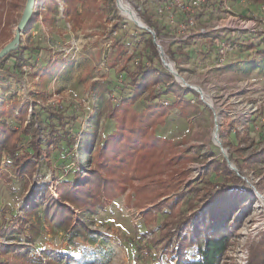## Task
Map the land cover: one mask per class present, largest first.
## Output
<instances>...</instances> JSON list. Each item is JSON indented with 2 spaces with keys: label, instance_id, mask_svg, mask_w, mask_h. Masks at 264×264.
<instances>
[{
  "label": "rangeland",
  "instance_id": "rangeland-1",
  "mask_svg": "<svg viewBox=\"0 0 264 264\" xmlns=\"http://www.w3.org/2000/svg\"><path fill=\"white\" fill-rule=\"evenodd\" d=\"M97 1L104 17L87 15L78 25L64 18L63 0H37L34 22L26 26L19 43V48L25 50L26 62L21 69L14 68L13 59L0 65V118L20 130L17 112L24 104L29 105L27 120L32 121L37 113L42 126L40 123L34 126L35 130L40 129L37 134L23 135L20 145L32 151L31 138L39 135L43 148L48 145L54 148L52 153L46 152L41 157L38 173L28 191L22 178L11 175V182H7L0 177V253L5 246L17 244L37 257L55 260L56 264H151L157 252H161V247H156L149 253L146 246L153 236L159 235V226L168 211L158 214L155 223L148 224L126 194L97 214L83 217L94 233L95 242L78 237L72 243L69 234L53 232L46 225V231L34 243H28L27 232L18 229L21 216L29 209L25 201L32 192L47 187L57 199V182L74 179L75 173L90 165L92 154L99 153L100 141L115 131L119 120L110 117L112 106L119 102L111 91L117 86V72L124 67L137 69L141 49L135 47L131 38L119 40L115 26L125 22L134 33L137 24L133 19L141 20L139 0ZM155 1L140 2L148 10H157ZM185 1L188 6L190 0ZM7 2L13 7L9 5L3 14L5 17L8 13L9 27L3 30L4 18L0 22V51L13 40L27 0ZM207 3L205 0L204 4ZM55 7L57 14L53 13ZM263 7L264 0H212L208 12L197 22L186 20L178 25L175 34L156 40L162 64L159 46L172 70L182 78L178 80L164 65L173 76L172 83L179 86L178 92L170 101L156 98L147 102L145 98L151 88L136 103L128 105L129 112L147 113L150 103L161 102L166 106L176 100L189 102L188 107L170 109L164 124H155L156 135L166 142L157 144L154 160L162 161L164 178L177 169H186L187 184L194 183L198 188H203L209 180L206 170L213 160H230L225 141L237 144L236 129L247 134L243 157L236 159L241 166L230 161L237 171L242 169L246 180V188L243 187L253 195L246 199L244 211L235 216L237 221L233 224L240 225L239 231L219 264H248L252 249L264 241V162H243L252 150L264 148ZM50 16L55 17L54 23L47 19ZM230 16L241 18L255 28L234 31L232 27L237 23L229 22ZM160 24L174 26L163 18ZM219 24L223 28L220 31L216 29ZM168 50L174 52V57ZM152 72L148 74L155 78ZM182 90L190 93L183 97L179 94ZM132 93L129 90L126 96ZM52 126L57 130L53 131ZM251 139L254 145H250ZM171 158L174 160L170 161ZM176 158L180 159L176 161ZM8 163L4 162L2 171L11 172ZM211 176L213 179L214 173ZM173 196L175 193L169 197ZM192 196L190 193L189 197L180 198L184 213H189L187 200ZM80 215L79 212L78 219ZM198 216L199 221L194 223L203 225L202 213ZM161 256L167 257L163 253Z\"/></svg>",
  "mask_w": 264,
  "mask_h": 264
},
{
  "label": "trees",
  "instance_id": "trees-1",
  "mask_svg": "<svg viewBox=\"0 0 264 264\" xmlns=\"http://www.w3.org/2000/svg\"><path fill=\"white\" fill-rule=\"evenodd\" d=\"M7 1L0 0V22L4 18L3 30L9 27L8 13L7 17L3 14L9 5L13 7V4ZM63 1L64 18L74 24H81L87 15L91 17L98 15L96 16L98 19L104 17L103 12L100 13L97 0ZM140 1L138 14L148 29H140L136 25L134 33H131L125 22L115 26L119 40L131 38L135 47L141 49L138 53L137 69L133 71L124 67L119 70L117 86L111 90L119 100L112 106L110 114L111 118L119 119L115 131L100 141L102 146L99 153L97 152L95 156L92 154L90 165L83 169V172L75 173L72 180L57 182V199L47 187L32 192L31 198L25 201L29 209L21 216L18 229L20 232H27L28 243H34L46 231V225L53 232L63 231L69 234L72 243L78 237L95 242L94 233L83 217L88 218L97 214L126 194V198L141 211L144 221L148 224L155 223L158 214L168 211L159 226V235L153 236L146 246L149 253H152L153 248L161 247V252H157L151 264H171L173 261H176V264H219L220 259L226 255L232 238L236 236L235 233L239 231L240 225H234L233 221L246 208L245 202L248 196L253 195L251 191L245 189L246 180L241 173L242 169L238 171L231 169L226 159L213 160L214 162L206 170L209 180L203 188H198L194 183L187 184L189 173L186 169H177L164 178L162 161L154 159L157 155L156 147L166 140L156 135L155 126L164 124L170 109L188 107L189 102L185 104L184 100H176L166 106L161 102L150 103L148 114L145 111L129 112L128 108V105L136 103L144 92L151 88L150 94L145 98L147 102H152L156 98L170 101L173 94L178 92L179 86L172 83L173 76L162 64L156 40H160L163 35L175 34L178 25L186 20L197 22L208 12L212 0H208L204 6L195 7L193 12L187 10L185 0L180 2V5L177 4L178 0H157L154 2L157 10H148L144 7V2ZM53 13H58L57 7L53 8ZM162 18L167 24L173 18L174 26L161 25ZM47 19L52 23L56 21L54 16ZM32 22L33 19L28 25ZM118 25L122 26L118 27ZM149 30L154 31L155 34L153 35ZM167 52L174 57V52L171 50ZM11 59L14 61V68L21 69L22 63L24 65L27 60L25 50L18 46L0 60V65ZM151 71H154L152 75H155V78L148 74ZM13 74L16 72L14 71ZM157 85L160 89L156 90ZM129 90L133 93L126 96ZM189 93L190 91L182 90L179 94L184 97ZM28 108L29 105L24 104L17 112L16 120L20 121L22 128L20 130L0 118V177L7 182H11V175L22 178L27 191L38 173L43 154L54 151L49 145L46 148L42 147L39 135H33L31 138L32 151L23 149L20 145L23 135L37 134L40 129L35 130L34 126L38 123L42 126L41 120L36 116L37 113L32 121L27 120ZM52 130L57 128L52 126ZM235 136L237 144L227 140L224 145L229 149V159L237 163L236 159L243 157L242 146L248 136L241 134L237 129ZM251 141L253 140H250V145H254ZM162 149L164 154V147ZM178 159L180 158L175 160ZM5 161H9L8 167L11 172L2 171ZM243 162L251 164L264 162V148L252 150L250 156L244 158ZM212 173H214L213 179H211ZM171 193H175V196L169 197ZM190 193L193 196L187 200L189 213H184L181 210V201L189 197ZM78 211L81 214L79 219ZM201 213L205 223L195 224L194 221H199L198 214ZM261 243L262 245L252 249L248 264H264V241ZM191 251L194 253H190ZM162 253L167 256L166 259L161 256ZM0 264H56V261L48 257H37L24 246L11 244L5 246L0 253Z\"/></svg>",
  "mask_w": 264,
  "mask_h": 264
},
{
  "label": "water",
  "instance_id": "water-1",
  "mask_svg": "<svg viewBox=\"0 0 264 264\" xmlns=\"http://www.w3.org/2000/svg\"><path fill=\"white\" fill-rule=\"evenodd\" d=\"M36 1L37 0H27V3H26V6H25V9H24V12L22 14V17L19 21V24L17 26V29H16V34L13 38V40L11 42H9L6 46H4L1 51H0V60L3 59L7 54H9L10 52L14 51L15 49L18 48L19 46V43H20V40H21V34L22 32L25 30L26 26L28 25L29 21L32 19L33 17V14H34V7H35V4H36ZM120 0H117V2H119ZM133 18V17H132ZM140 20V19H139ZM137 20V19H133V21L137 24V26H139L140 28H143V29H148L147 26L142 23V21L140 20ZM151 31V30H150ZM151 33L154 35L155 32L154 31H151ZM164 62V65L169 68V70H171V72L173 74H175L176 76V72L172 70L171 66L165 62ZM186 86H189L191 88H193V86L187 84ZM198 91V90H197ZM220 146H222L221 142H219ZM227 158H228V155H227ZM228 164L230 165V167L232 169H235L232 164H231V161L228 160ZM236 170V169H235Z\"/></svg>",
  "mask_w": 264,
  "mask_h": 264
},
{
  "label": "built area",
  "instance_id": "built-area-1",
  "mask_svg": "<svg viewBox=\"0 0 264 264\" xmlns=\"http://www.w3.org/2000/svg\"><path fill=\"white\" fill-rule=\"evenodd\" d=\"M179 2V0H178ZM182 2V1H181ZM205 3V0H190L189 1V5L187 6L188 9L193 12L194 8L195 7H199L201 5H203ZM179 5L181 4L180 2L178 3ZM167 9H169L170 7H166ZM264 8V7H263ZM229 22H233V21H236V26L235 27H232L233 30L235 31H239V30H249V31H252L253 28H255L254 26H252V24H250L249 22H246L245 20L241 19V18H238V17H234V16H230V18L228 19ZM170 22L171 24H175L174 22V19L171 18L170 19ZM191 23H194L193 20L190 21ZM216 29L217 30H222L223 28L219 25L216 26ZM230 29V28H228ZM226 48V46H225ZM159 50H160V54L162 55V59L167 62V59H166V54L163 52V50L161 49V46H159ZM221 52L223 53L224 51L221 50ZM224 55V54H223ZM164 104H168L166 101L164 102Z\"/></svg>",
  "mask_w": 264,
  "mask_h": 264
},
{
  "label": "bare ground",
  "instance_id": "bare-ground-1",
  "mask_svg": "<svg viewBox=\"0 0 264 264\" xmlns=\"http://www.w3.org/2000/svg\"><path fill=\"white\" fill-rule=\"evenodd\" d=\"M126 7H127V6H126ZM123 8H124V7H123ZM129 9H130V8H129ZM130 14H131V13H130ZM176 75H177V78H178V80H180V81H181V80H182V78H181V77H179V76H178V74H176Z\"/></svg>",
  "mask_w": 264,
  "mask_h": 264
}]
</instances>
